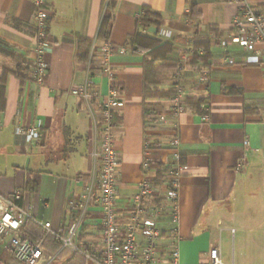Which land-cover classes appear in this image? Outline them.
<instances>
[{
	"label": "crops",
	"instance_id": "obj_1",
	"mask_svg": "<svg viewBox=\"0 0 264 264\" xmlns=\"http://www.w3.org/2000/svg\"><path fill=\"white\" fill-rule=\"evenodd\" d=\"M109 1L51 0L52 45L45 55L49 70L45 82L38 84L31 76L35 1L0 0V78L8 72L0 113V195L9 198L16 190L22 192L21 204L29 219L44 231L39 241L55 255L49 264H72L76 253L82 264H101L98 125L104 99L114 88L113 136L120 158L117 212L122 220L134 214L133 201L142 182L149 180L151 191L143 196L142 207L163 233L151 264H209L214 246L227 264H264V64L245 63L238 46L226 50L222 45L232 31L239 3L116 0L105 39L99 30ZM192 1L201 13L198 20L186 16ZM144 6L161 14L157 38L173 45L172 59H182L177 69H159L148 92L149 56L129 45ZM140 32L155 36L157 28L151 25ZM80 37L90 40L86 60L79 59ZM107 42L115 47L109 57L113 79L101 58ZM195 43L208 47L209 65L190 64ZM25 63L32 64L31 69L19 74ZM85 85L91 97L73 94V89ZM155 87L163 91L180 87L185 101L207 98L208 119L186 107L173 118L179 127L173 122L150 126L157 111H146L145 103L158 104L169 115L173 106V97L152 94ZM230 88L237 91L229 92ZM17 126L39 127L42 135L28 143L16 134ZM174 133L181 140L184 167L178 176L176 238L167 236L173 228L172 202L167 197L172 178L163 171L175 163L168 145ZM147 142L151 148H146ZM40 222L51 226L46 229ZM30 231L37 230L31 225ZM71 232L77 251L63 246L56 236L68 237ZM138 239L144 244L143 236ZM175 249L177 259L172 256ZM0 264H23L4 241Z\"/></svg>",
	"mask_w": 264,
	"mask_h": 264
},
{
	"label": "built area",
	"instance_id": "obj_2",
	"mask_svg": "<svg viewBox=\"0 0 264 264\" xmlns=\"http://www.w3.org/2000/svg\"><path fill=\"white\" fill-rule=\"evenodd\" d=\"M36 4L35 13V46L33 51V68L31 76L38 84H43L47 76L49 66L45 60V55L52 45L50 38V22L52 10L51 0H34ZM239 3V9L234 17L232 31L229 36L222 41L226 50L231 45L238 46L243 54L242 60L245 63L264 64V3H255L251 0H233ZM115 47L107 42L102 49L101 58L105 61V69L111 79L114 73L109 65V57ZM120 52H125V47H119ZM73 94L81 95L85 98L91 97L92 93L87 85L79 89H73ZM116 91L110 88L102 105V119L98 125L100 138V156L102 168L99 176L98 199L103 210V244L101 251V264H151L157 255V246L162 238V230L157 222L142 207V198L151 191L149 180L142 182L140 192L135 197L133 203L135 212L126 219H120L117 212L116 202L118 199L117 179L120 172L119 152L115 148L112 123V109L116 103ZM173 106L171 114L160 111L154 113L148 124L172 123L175 128L179 127V122L174 119L186 109L185 96L182 88H177L173 96ZM207 109V108H206ZM174 118V119H173ZM204 119H208V114H204ZM17 135L31 143L41 137L39 127L25 128L17 126ZM168 145L174 152L175 163L173 173L176 175L172 179L167 192L168 199L172 202L171 221L173 228L167 234L172 238L177 237L176 225L178 223V176L183 170L181 164V140L176 133L168 139ZM146 148H151L147 142ZM148 168V161L144 163ZM22 192L16 190L12 197L0 195V242H5L14 257L23 264H49L55 257L50 254L42 241H34L25 230V223L30 213L21 204ZM46 229H49L50 222H40ZM62 245L77 251L78 246L71 235L66 237L56 234ZM145 238L141 244L138 237ZM172 256L177 259L178 250L172 251ZM209 264H227L221 256L220 248L214 246L209 251Z\"/></svg>",
	"mask_w": 264,
	"mask_h": 264
},
{
	"label": "trees",
	"instance_id": "obj_3",
	"mask_svg": "<svg viewBox=\"0 0 264 264\" xmlns=\"http://www.w3.org/2000/svg\"><path fill=\"white\" fill-rule=\"evenodd\" d=\"M116 5V0H110L108 3V6L106 8L104 17L102 19L101 27L99 30V36L102 38H108L110 30L113 25L114 20V8ZM186 16L191 20H198L201 16L200 11L198 10L197 3L195 1H192L190 4V11L186 14ZM162 20V16L159 12L153 10L152 8L148 6L143 7V13L141 14L138 22H137V32L129 37V45L131 46L133 51H146L149 59L147 60V71L151 74H147V84L145 83V86L147 88V92L150 89L148 87V84L154 85L156 84L155 81V73L161 69V68H177L179 66V61L172 59V55L174 52V47L171 43L168 42H162L157 38V35L160 33V22ZM151 25H155L157 28V33L155 36H149L146 34H142L140 32V29L149 27ZM89 44L90 40L88 38L80 37L79 38V59L80 60H86L88 57L89 52ZM203 46V51H201V47ZM211 58V53L208 50L207 46H204L203 44H194V50L192 59L190 61L191 65H197L198 63L202 62L203 65H209V61ZM32 64L25 63L24 65H21L19 68V74L20 71H29L31 69ZM23 73V72H22ZM21 73V74H22ZM8 72H4L3 76L0 78V113L4 110V85L5 79L7 77ZM237 90L234 88H230L229 92H236ZM156 96H162V95H169L173 97L176 94V90H169V91H163L154 88V92L152 93ZM186 106L190 107L191 109L201 113V114H207L208 108V100L204 97L199 98H187ZM145 110L148 112H158L160 111V107L158 104L155 103H145ZM181 163L183 164L182 158ZM34 226L37 230L35 233L30 231V226ZM25 230L29 235L31 236L32 240L39 241L44 231L41 230V228L30 219H27L25 223ZM55 242V238H54ZM60 244L57 242V246ZM88 253L85 252L84 255H87ZM14 257V255H13ZM75 264H82L81 256L79 253H76L73 258ZM80 261V262H79ZM72 263V264H73Z\"/></svg>",
	"mask_w": 264,
	"mask_h": 264
},
{
	"label": "rangeland",
	"instance_id": "obj_4",
	"mask_svg": "<svg viewBox=\"0 0 264 264\" xmlns=\"http://www.w3.org/2000/svg\"><path fill=\"white\" fill-rule=\"evenodd\" d=\"M178 61H179V65H180L182 59L180 58ZM178 67H179V66H178ZM178 67H177V68H178ZM177 68H176V69H177ZM163 171L165 172L166 175H169L172 179H174L175 176H176V175L173 173V171H174V166H173V164L167 165V166L164 168ZM170 184H171V182L168 183V186H169Z\"/></svg>",
	"mask_w": 264,
	"mask_h": 264
}]
</instances>
